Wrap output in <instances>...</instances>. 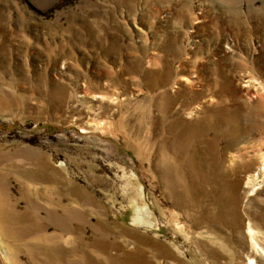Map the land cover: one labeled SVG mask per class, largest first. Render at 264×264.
I'll use <instances>...</instances> for the list:
<instances>
[{
    "label": "rangeland",
    "instance_id": "1",
    "mask_svg": "<svg viewBox=\"0 0 264 264\" xmlns=\"http://www.w3.org/2000/svg\"><path fill=\"white\" fill-rule=\"evenodd\" d=\"M0 264H264V0H0Z\"/></svg>",
    "mask_w": 264,
    "mask_h": 264
},
{
    "label": "bare ground",
    "instance_id": "2",
    "mask_svg": "<svg viewBox=\"0 0 264 264\" xmlns=\"http://www.w3.org/2000/svg\"><path fill=\"white\" fill-rule=\"evenodd\" d=\"M235 202V200H233L232 201V203H234ZM143 209L140 207V211H142ZM232 212L234 213V214H236V208L235 207H232ZM66 232V231H65Z\"/></svg>",
    "mask_w": 264,
    "mask_h": 264
}]
</instances>
